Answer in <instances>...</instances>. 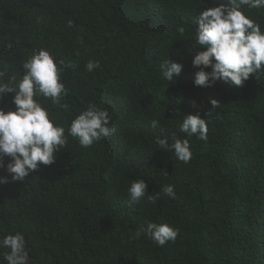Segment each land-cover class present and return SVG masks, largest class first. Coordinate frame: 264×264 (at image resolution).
Here are the masks:
<instances>
[{
    "label": "trees",
    "instance_id": "obj_1",
    "mask_svg": "<svg viewBox=\"0 0 264 264\" xmlns=\"http://www.w3.org/2000/svg\"><path fill=\"white\" fill-rule=\"evenodd\" d=\"M220 4L228 0H0V71L19 80L45 49L63 61L68 92L64 106L39 98L56 123L67 134L95 104L116 129L88 148L69 136L52 165L0 185V238L24 234L28 264H264V72L239 87L193 85L195 18ZM242 11L264 28V9ZM167 58L183 65L172 84L159 68ZM90 60L100 65L91 73ZM213 99L207 140L181 133L183 114L208 119ZM0 109L15 110L12 94ZM173 135L189 139L188 163L155 144ZM137 179L159 193L155 203L130 204ZM166 184L175 199L160 191ZM149 221L178 229L176 241L157 246L144 234Z\"/></svg>",
    "mask_w": 264,
    "mask_h": 264
},
{
    "label": "clouds",
    "instance_id": "obj_2",
    "mask_svg": "<svg viewBox=\"0 0 264 264\" xmlns=\"http://www.w3.org/2000/svg\"><path fill=\"white\" fill-rule=\"evenodd\" d=\"M245 7L249 10L264 9V0H228V5L207 7L196 16L195 39L191 41L201 51L191 59L192 67L198 69L194 74V86L210 88L216 81H222L239 87L250 76L258 79L264 72V28L242 11ZM177 31L180 36L185 34L183 26ZM62 65L63 61H56L49 51L40 49L22 64L24 74L21 79L0 71V99L5 94H12L15 108L7 112L0 109V168L7 173L0 177V185L10 180L24 182L41 165H52L56 161V153L68 144L69 136L82 148H88L115 133V127L110 126L108 111L95 104H89L72 120L67 134L65 127L56 123L39 98L61 105L68 95L61 82ZM99 67L98 62L90 60L86 71L91 73ZM159 68L162 78L172 84L173 77L181 73L183 65L167 58ZM209 103L211 108L205 113L208 119L201 118L199 113L183 114L179 131L188 138L195 135L197 139L206 141L209 118L217 112L214 109L220 108L214 99ZM150 127L160 128V121L151 120ZM154 140L159 149L173 153L179 161H190L189 139L182 140L173 135L171 138L157 136ZM5 157L9 158L7 164L4 163ZM160 191L175 199L174 185L166 184ZM127 192L130 204H138L145 197L155 203L159 195L147 194V184L143 179L132 181ZM144 234L157 246L163 247L176 241L178 229L167 223L149 221ZM29 255L21 232L0 238V264H28Z\"/></svg>",
    "mask_w": 264,
    "mask_h": 264
}]
</instances>
